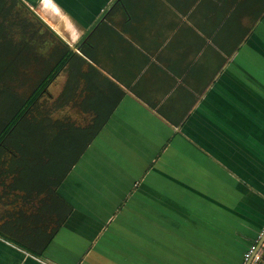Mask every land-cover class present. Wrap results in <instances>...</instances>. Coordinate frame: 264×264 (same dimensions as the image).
I'll list each match as a JSON object with an SVG mask.
<instances>
[{
    "label": "crops",
    "instance_id": "0c3cea01",
    "mask_svg": "<svg viewBox=\"0 0 264 264\" xmlns=\"http://www.w3.org/2000/svg\"><path fill=\"white\" fill-rule=\"evenodd\" d=\"M22 1L72 51L51 118L89 140L55 188L2 172L0 264H239L264 240V0Z\"/></svg>",
    "mask_w": 264,
    "mask_h": 264
},
{
    "label": "trees",
    "instance_id": "16d2710c",
    "mask_svg": "<svg viewBox=\"0 0 264 264\" xmlns=\"http://www.w3.org/2000/svg\"><path fill=\"white\" fill-rule=\"evenodd\" d=\"M11 1L13 3L15 1L20 7H24L29 11L22 0ZM7 6V0H0V39L5 55L10 56L5 71L9 70L10 67H16V63L23 60L22 52L26 48L20 51L17 46L13 47V38L6 40L7 36L2 34L3 29L6 28L7 30L8 26L7 16L9 12ZM35 17L58 39L59 43L47 56L43 73L40 74L39 80L29 93L16 89L0 78V99L5 95H9L11 98H15L16 103H21L0 132V177L2 172L15 174L17 184L21 183L27 186L28 190L37 188L42 191L46 185L52 184L55 188L57 184H61L72 164L81 156L85 147L84 142L86 143L89 138L83 134L82 142H80L75 137H69L64 122L54 121L50 115H43L42 111L38 110L42 97L48 92L49 85L69 62L72 51L69 45L61 40L39 17L36 15ZM79 46L82 50L81 43ZM29 61L30 59L27 58L26 64H23L24 66L19 65L18 68L11 70L15 76H19V80L22 79L20 84L27 88L29 86L27 80L30 77L26 76L28 72L26 68ZM35 110H38L36 115L38 114L40 117L33 116ZM26 127L31 129L30 133L37 130L40 139L32 143L27 137H22ZM27 154L29 157L25 156ZM7 164L8 166H6ZM62 167H65V170H62ZM52 194L56 195L54 189ZM58 196H54L53 201L56 202L55 205L57 204L60 211V209H63L64 204L61 196Z\"/></svg>",
    "mask_w": 264,
    "mask_h": 264
},
{
    "label": "rangeland",
    "instance_id": "374dc122",
    "mask_svg": "<svg viewBox=\"0 0 264 264\" xmlns=\"http://www.w3.org/2000/svg\"><path fill=\"white\" fill-rule=\"evenodd\" d=\"M7 10L9 15L7 16V30L6 28L3 29L2 34L7 36L6 40H9L11 37L13 38L14 45L13 47L17 46L20 51L23 50L22 59L16 63V67L20 65L21 67L26 64V59L29 58V64H27L26 70L28 71L26 76L30 77L27 80L28 88L20 84L19 76H15L11 70L13 71L14 68L10 67L9 70L7 65L10 61V56L5 55L4 47L2 46L1 39H0V78L5 80L7 84L14 86L16 89H19L23 92L29 93L37 81L40 78V74L43 73L44 63H46L47 56L53 51L54 47L57 45V39L54 37L48 29L42 25L33 15L30 13L26 8L20 7L18 3H14L11 0H7ZM18 64V65H17ZM12 68V69H11ZM24 71V70H23ZM48 93V94H47ZM44 94L42 97L41 102L39 104V109L42 111V114L50 115L53 108L51 104V99L48 92ZM21 103L15 102L14 97H10L9 95H5L0 99V132L3 129L4 125L9 121L11 116L15 113L16 109L20 106ZM35 110L33 112V116L40 117L38 114L36 115ZM66 113L63 114V121L67 119ZM40 129V128H39ZM41 130V129H40ZM31 129L24 130V135L22 137H27L30 142H34L39 140V135L37 134V130L31 132ZM29 132V133H27ZM69 137L77 138L78 141L82 142L81 139L83 135L81 133H75L74 131H68ZM15 141V140H14ZM29 157V155H25ZM62 170H65V167H62Z\"/></svg>",
    "mask_w": 264,
    "mask_h": 264
},
{
    "label": "built area",
    "instance_id": "2783aa9c",
    "mask_svg": "<svg viewBox=\"0 0 264 264\" xmlns=\"http://www.w3.org/2000/svg\"><path fill=\"white\" fill-rule=\"evenodd\" d=\"M263 233H260L257 239L244 252L239 264H259L264 256V247L260 246Z\"/></svg>",
    "mask_w": 264,
    "mask_h": 264
},
{
    "label": "water",
    "instance_id": "95a60500",
    "mask_svg": "<svg viewBox=\"0 0 264 264\" xmlns=\"http://www.w3.org/2000/svg\"><path fill=\"white\" fill-rule=\"evenodd\" d=\"M263 241H264V240L261 241L260 246L262 245Z\"/></svg>",
    "mask_w": 264,
    "mask_h": 264
}]
</instances>
